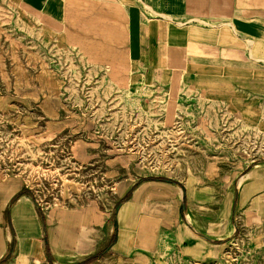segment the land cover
<instances>
[{
  "label": "rangeland",
  "instance_id": "rangeland-1",
  "mask_svg": "<svg viewBox=\"0 0 264 264\" xmlns=\"http://www.w3.org/2000/svg\"><path fill=\"white\" fill-rule=\"evenodd\" d=\"M61 39L0 0V181H24L35 207L28 249L17 229L1 264H80L96 254L85 264H264V205L253 197L243 209L249 182L234 179L264 159V116H235L200 94L179 105L172 95L161 100L146 81L133 85L116 48L87 47L107 56L106 70ZM160 178L182 194L171 216L158 205L170 199L155 198L157 209L136 231L132 203L121 207L142 182ZM204 189L209 202L198 197ZM13 218L20 220L17 209ZM182 223L212 245L204 242L211 255L189 231L173 237ZM118 240V248L148 252L117 254Z\"/></svg>",
  "mask_w": 264,
  "mask_h": 264
},
{
  "label": "crops",
  "instance_id": "crops-1",
  "mask_svg": "<svg viewBox=\"0 0 264 264\" xmlns=\"http://www.w3.org/2000/svg\"><path fill=\"white\" fill-rule=\"evenodd\" d=\"M11 1L46 31L60 39L64 37L63 44L78 49L91 65L107 70L109 59L104 53L92 52L87 47L116 48L117 57L126 59L127 75L133 79V85L146 81L158 90L161 100L172 95L179 105L189 96L200 94L225 105L235 116L247 119L264 116V0ZM75 45L85 47V53ZM89 56L92 59H88ZM243 177L249 182L248 200L243 209L253 197L261 208L264 205V159L234 179ZM127 182L120 185L122 193L135 184V180ZM236 190L239 198L238 186ZM197 192L203 202H209L212 197L206 189ZM165 193L170 197L164 196ZM180 194L182 188L168 181H144L133 190L121 209L132 203L131 221L137 231L140 218L152 215L157 209L155 198L170 199L158 205L167 204L171 216L174 199ZM142 196L146 198V205L140 204ZM33 206L24 181H0V264L12 252L15 231L20 229L14 221V211L32 214L33 225ZM146 206L148 212L140 213ZM209 224L207 234H213ZM177 231L191 232L183 223L172 231L174 238ZM191 233L202 255H211L213 248L205 247L208 242L203 236ZM29 244L34 247L35 243L30 241ZM118 244L119 240L115 248L117 254L131 253L137 247L146 251L137 244L123 249L118 248ZM185 254L192 256L189 252Z\"/></svg>",
  "mask_w": 264,
  "mask_h": 264
},
{
  "label": "bare ground",
  "instance_id": "bare-ground-1",
  "mask_svg": "<svg viewBox=\"0 0 264 264\" xmlns=\"http://www.w3.org/2000/svg\"><path fill=\"white\" fill-rule=\"evenodd\" d=\"M245 178H243L241 181L243 182ZM246 193V192H245ZM18 204V203H17ZM17 206V205H16ZM16 208V207H15ZM17 211L19 212L20 214V220H16V224L18 226V228H20V241H21V249H28L27 245H26V240L27 239H31L30 238V234H32V232L34 231V227L33 225L31 224V221H32V217H29L28 216V213L24 212V211H21V210H18ZM87 214V213H86ZM134 215V214H133ZM190 217V216H189ZM79 218V223L83 224L86 222V219H87V216L86 215H83L81 217H78ZM122 226H125V223L123 222V219H122ZM128 227V226H127ZM123 230V229H122ZM140 233V232H139ZM27 235V236H26ZM147 236V235H146ZM152 237V236H151ZM122 238V237H121ZM128 238V236H127ZM126 238V240H128ZM33 241V240H32ZM34 242V241H33ZM56 242V241H55ZM29 243V242H28ZM55 245V243H54ZM125 245V244H123ZM155 246V245H154Z\"/></svg>",
  "mask_w": 264,
  "mask_h": 264
},
{
  "label": "trees",
  "instance_id": "trees-1",
  "mask_svg": "<svg viewBox=\"0 0 264 264\" xmlns=\"http://www.w3.org/2000/svg\"><path fill=\"white\" fill-rule=\"evenodd\" d=\"M157 180L170 181V180H167V179H164V178H160V179H157ZM170 182H172V181H170ZM44 240H45V242L47 241L46 237L44 238ZM46 252H47L48 257L51 258V253H50V250H49V247H48V246L46 247ZM98 257H99V254H96L95 256L90 257L89 259L83 261V262L80 263V264H85V263H88V262L94 261V260H96Z\"/></svg>",
  "mask_w": 264,
  "mask_h": 264
},
{
  "label": "water",
  "instance_id": "water-1",
  "mask_svg": "<svg viewBox=\"0 0 264 264\" xmlns=\"http://www.w3.org/2000/svg\"><path fill=\"white\" fill-rule=\"evenodd\" d=\"M183 208H185V206Z\"/></svg>",
  "mask_w": 264,
  "mask_h": 264
}]
</instances>
